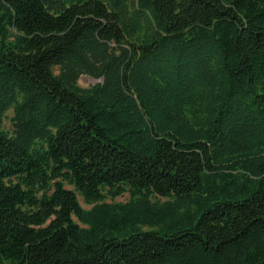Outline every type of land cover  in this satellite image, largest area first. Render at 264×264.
<instances>
[{"label": "trees", "instance_id": "16d2710c", "mask_svg": "<svg viewBox=\"0 0 264 264\" xmlns=\"http://www.w3.org/2000/svg\"><path fill=\"white\" fill-rule=\"evenodd\" d=\"M0 264H264V0H0Z\"/></svg>", "mask_w": 264, "mask_h": 264}, {"label": "rangeland", "instance_id": "374dc122", "mask_svg": "<svg viewBox=\"0 0 264 264\" xmlns=\"http://www.w3.org/2000/svg\"><path fill=\"white\" fill-rule=\"evenodd\" d=\"M83 76H84V75H83ZM83 76H81V77L79 78V80H78V84H79L80 86H82V87H87V86L93 84L90 78H88V77H83ZM11 116H12V112L9 111V112L7 113V118H6L5 121H4V127H5L6 129H10V127H11V123H10V121H9V118H10ZM66 186H67V188H72V187H70L69 185H66ZM128 198H129V194H128L127 192H125L123 195L118 196V197H115V198L113 199V201H115V202H125V201L128 200ZM78 200H79L80 204L82 205V207H84V208H89V205L85 204L80 196H78ZM108 201H111V200L108 199Z\"/></svg>", "mask_w": 264, "mask_h": 264}, {"label": "water", "instance_id": "95a60500", "mask_svg": "<svg viewBox=\"0 0 264 264\" xmlns=\"http://www.w3.org/2000/svg\"><path fill=\"white\" fill-rule=\"evenodd\" d=\"M83 77H88V78H90L93 84L98 83V82L101 81V79H94V78H91V77L86 76V75H84Z\"/></svg>", "mask_w": 264, "mask_h": 264}]
</instances>
